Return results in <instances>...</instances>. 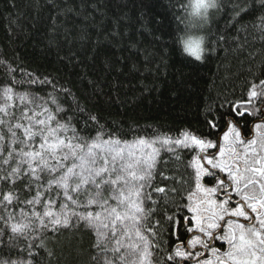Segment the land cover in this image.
Returning a JSON list of instances; mask_svg holds the SVG:
<instances>
[{
    "label": "snow or ice",
    "instance_id": "1",
    "mask_svg": "<svg viewBox=\"0 0 264 264\" xmlns=\"http://www.w3.org/2000/svg\"><path fill=\"white\" fill-rule=\"evenodd\" d=\"M176 3L182 23L208 22L210 0ZM215 10L226 29L264 39V0H220ZM184 47L204 58L201 40ZM15 72L0 80V264H40L67 231L88 234L92 264H264V73L249 69L222 113L208 109L206 132L129 140L131 129L106 131L93 114L80 127L86 110L68 89L74 108L55 86L47 96L17 90Z\"/></svg>",
    "mask_w": 264,
    "mask_h": 264
},
{
    "label": "trees",
    "instance_id": "2",
    "mask_svg": "<svg viewBox=\"0 0 264 264\" xmlns=\"http://www.w3.org/2000/svg\"><path fill=\"white\" fill-rule=\"evenodd\" d=\"M178 11L176 0H0V80L11 66L23 81L17 90L47 96L55 86L74 108L61 91L68 89L86 110L76 113L80 127L93 114L106 131L131 129L129 140L132 132H206L208 109L222 113L219 104L239 94L249 69L264 73V39L226 29L228 15L213 10L198 29L206 51L196 61L179 46L188 28ZM45 79L51 83H39ZM88 123L94 135L95 122ZM49 248L53 255L42 251L40 264H92L87 233L64 232Z\"/></svg>",
    "mask_w": 264,
    "mask_h": 264
},
{
    "label": "clouds",
    "instance_id": "3",
    "mask_svg": "<svg viewBox=\"0 0 264 264\" xmlns=\"http://www.w3.org/2000/svg\"><path fill=\"white\" fill-rule=\"evenodd\" d=\"M220 0H210V7L208 9L209 13H211L215 8L219 5ZM189 12H191V8H189ZM188 31L182 34L181 38L179 39V46L182 52H185L184 42L189 39L194 40H201L202 42H206V36L203 32L199 31L198 29L203 25L206 24V21L202 15L192 14L188 16L187 20L185 21Z\"/></svg>",
    "mask_w": 264,
    "mask_h": 264
},
{
    "label": "rangeland",
    "instance_id": "4",
    "mask_svg": "<svg viewBox=\"0 0 264 264\" xmlns=\"http://www.w3.org/2000/svg\"><path fill=\"white\" fill-rule=\"evenodd\" d=\"M189 55V54H188ZM190 56V55H189ZM192 57V56H191ZM194 58V57H193Z\"/></svg>",
    "mask_w": 264,
    "mask_h": 264
}]
</instances>
